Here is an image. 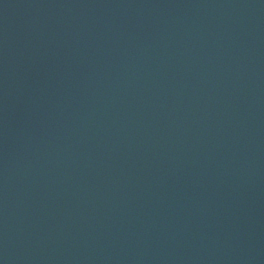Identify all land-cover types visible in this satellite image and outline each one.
Segmentation results:
<instances>
[{"label":"water","instance_id":"water-1","mask_svg":"<svg viewBox=\"0 0 264 264\" xmlns=\"http://www.w3.org/2000/svg\"><path fill=\"white\" fill-rule=\"evenodd\" d=\"M0 264H264V0H0Z\"/></svg>","mask_w":264,"mask_h":264}]
</instances>
